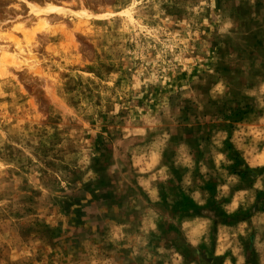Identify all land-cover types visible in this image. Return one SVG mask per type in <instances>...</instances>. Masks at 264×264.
Wrapping results in <instances>:
<instances>
[{
	"label": "rangeland",
	"instance_id": "rangeland-1",
	"mask_svg": "<svg viewBox=\"0 0 264 264\" xmlns=\"http://www.w3.org/2000/svg\"><path fill=\"white\" fill-rule=\"evenodd\" d=\"M30 1L0 0V264H141L133 246L181 244L81 205L98 182L132 181L151 146L171 160L179 141L195 162L219 163L217 197L231 200L215 255L207 230V248H184V258L264 264V168L243 171L229 141L242 124L264 149V90L243 91L256 80L250 65L262 69L263 43L247 41L246 19L264 18V6H250L264 0H71L40 12L34 2L49 0ZM191 171L210 180L203 164ZM156 252L149 263L186 264Z\"/></svg>",
	"mask_w": 264,
	"mask_h": 264
},
{
	"label": "crops",
	"instance_id": "crops-1",
	"mask_svg": "<svg viewBox=\"0 0 264 264\" xmlns=\"http://www.w3.org/2000/svg\"><path fill=\"white\" fill-rule=\"evenodd\" d=\"M54 1L33 2L40 10H45L48 6L63 9L64 11L70 9L71 0H56L58 3H62V6L54 4ZM257 5L262 7L264 2H256L250 6L255 9ZM22 6L26 8V12L30 10L25 5ZM43 15L49 18L51 24L59 23L61 25V20L56 17L57 14L55 12ZM246 20L249 38L247 41L262 42L264 48V18L256 17L254 14L251 17L248 14ZM62 21L65 24L67 23L66 19ZM59 31L61 30L59 29ZM254 58L262 69H255V65H250L251 71L255 72L256 80L251 83L253 88L247 86L245 90L243 89L247 94L257 88L264 90V76L261 75V78H259V74L264 73V49L261 55L260 53L254 54ZM242 127L244 126L240 124L238 126L239 131L234 132L231 130L229 141L232 143L233 152L241 160L243 171L250 172L264 168V149L259 148L262 136L253 132V139H249L248 133H245ZM151 147L153 148L148 149L147 157L144 158L143 163H141V160L136 165L133 163L131 170L134 179L132 181L125 180L123 184L118 185L113 182V179L112 183L106 186L98 182V188L90 190L89 195L83 198L85 203L83 201L81 205L85 206L92 202L97 208H105L106 211L110 210L108 217L113 223L115 222L119 226L130 225L134 228L136 227V231L142 232V235H139L140 233L137 234V232L135 234L139 236L146 235L147 240H149V235L153 240H157L158 236L163 237L164 234L169 232L182 237L183 242L181 244L172 246H167L166 243L160 244L161 242L159 241H154L156 242L155 244L147 242V245L137 246L136 248L133 246L132 254L133 256L135 254L140 256L137 259L140 258L138 260H141V264H162L159 258L156 260L151 259V263H149L148 258H151V254L157 255V250L167 251L171 249L181 256L186 264H196L193 259L184 258L180 251H183L184 248H195L194 246L196 245L198 249H206L208 245L203 243L204 241L200 236L205 234L207 230L208 237L211 239L209 251L212 252V255H215V240L218 231H220V228L230 226L223 218H226V203L231 200L227 198L218 199L217 197L219 189L225 188L226 183L215 180V173L212 174L218 168L219 163L214 161V159H210L207 164H204V161L195 162L190 148L182 141L175 143L171 160L168 161H165L167 148L160 145ZM223 156L230 161V165L227 168L225 167L230 171L229 177L236 176L238 180L242 181L240 177L243 174L242 172H237L240 171V168L233 165L229 153L223 152ZM234 157L236 158V156ZM201 164L205 165V170L210 180H205L203 178L205 176L201 178V176H197L198 174H194L191 171ZM134 167H138V169H133ZM131 170L130 174H132ZM109 176L113 177V175H108L107 177ZM116 176L114 174V178ZM261 176L260 173H256L253 181L258 180ZM99 184H101L100 187ZM228 189L231 190L229 187ZM142 198L145 206L141 204ZM82 215L87 216V214ZM183 234H187L188 239L184 240ZM150 248L153 250L151 254L148 250Z\"/></svg>",
	"mask_w": 264,
	"mask_h": 264
},
{
	"label": "bare ground",
	"instance_id": "bare-ground-1",
	"mask_svg": "<svg viewBox=\"0 0 264 264\" xmlns=\"http://www.w3.org/2000/svg\"><path fill=\"white\" fill-rule=\"evenodd\" d=\"M38 1H39V0H38ZM33 9H34V10H33ZM33 9H32V11L36 12V10H37L38 8L36 9L35 6H34ZM35 9H36V10H35ZM37 11H38V10H37ZM40 11H42V10H39V12H40ZM39 12H38V13H39Z\"/></svg>",
	"mask_w": 264,
	"mask_h": 264
}]
</instances>
